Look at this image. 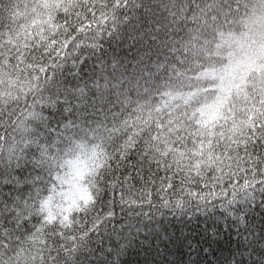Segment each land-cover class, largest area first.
<instances>
[{
	"label": "snow or ice",
	"instance_id": "6c2138e0",
	"mask_svg": "<svg viewBox=\"0 0 264 264\" xmlns=\"http://www.w3.org/2000/svg\"><path fill=\"white\" fill-rule=\"evenodd\" d=\"M0 264H264V0H0Z\"/></svg>",
	"mask_w": 264,
	"mask_h": 264
}]
</instances>
